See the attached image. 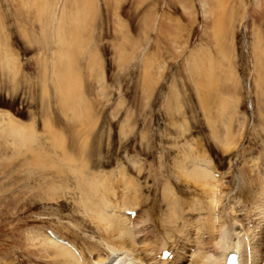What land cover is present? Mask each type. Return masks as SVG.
<instances>
[{
    "label": "rangeland",
    "instance_id": "1",
    "mask_svg": "<svg viewBox=\"0 0 264 264\" xmlns=\"http://www.w3.org/2000/svg\"><path fill=\"white\" fill-rule=\"evenodd\" d=\"M75 2L0 0V264L53 263L39 259L31 241L38 231L69 239L88 264H96L91 242L108 255L77 203L75 181L47 199L43 182L59 166L37 160L26 136L55 162L52 144L64 150L60 158L82 144L86 169L112 186V202L132 196L125 187L135 189L131 226L147 225L134 236L133 256L142 263L153 264L141 251L149 245L154 261L164 250L173 264L218 256L219 229L205 223L213 196L184 175L188 157L216 172V227L225 219L222 227L242 236L253 227L244 237L263 255L264 0H88L72 48L76 95L89 112L80 121L60 107L54 73L56 32L75 16ZM165 186L177 199V222L169 219ZM199 222L210 234L197 245Z\"/></svg>",
    "mask_w": 264,
    "mask_h": 264
},
{
    "label": "bare ground",
    "instance_id": "2",
    "mask_svg": "<svg viewBox=\"0 0 264 264\" xmlns=\"http://www.w3.org/2000/svg\"><path fill=\"white\" fill-rule=\"evenodd\" d=\"M86 3H88V0H81V1L76 0L75 2L76 12H75V16H72L73 19L71 17L67 18L66 20L62 18L67 24V26L69 27L64 26V25L61 26L58 23L59 29H58V32H56L58 50H57V57H56V67L54 68L55 70L54 73L56 72L55 89L59 96V103L62 104V106L60 107H62L65 110H69L71 112L72 118L78 121L86 118L87 112H88L87 111L88 106L86 105L85 107H83L84 105L81 106V99H79V94L76 95L77 93L76 83H75L76 71H75V61L73 58L74 49L72 50V48H74L75 43L79 40L80 33L84 32L83 30L85 26L82 27L81 24L84 21L83 18L87 16L88 8L90 9V5L88 7ZM76 56L77 55L74 54V57ZM206 72L207 71H205V73ZM208 73H210L209 70H208ZM211 73L210 74L206 73L208 77V78L206 77L207 79H213L212 75L214 73L212 74ZM208 87H209V90L212 89L211 84H208ZM75 96H77V99L74 98ZM220 100L221 99H219L218 101ZM223 109H225V107ZM223 115H224V112L222 113L220 117L222 119L223 118L226 119L225 118L226 116H223ZM226 127L228 128L229 126H226ZM35 140L36 139L29 137V136L25 137L26 144H28L27 142L29 143L32 142V144L34 143V148L32 149V152L37 158V160H42V161L45 160V162L49 163L54 168H56L55 166L56 164L59 166L58 167L59 169L57 168L58 170H55L51 173L50 181L43 182V184L49 183L50 185L45 192L46 193L45 196L47 197V199L49 201H56L57 199H59L58 193L61 191L60 188L61 189L65 188L66 190L67 189L66 187H69V185H67L69 184L68 182H70L71 180L75 181L76 191L79 194V196L77 197L79 201L77 203L82 207L87 218H89L91 223L94 225V228L91 227V230L93 231V233H95V235L99 239H101L100 240L101 243L99 242V245L104 244V246L108 247V255L102 256V253H100V250L97 248V246H94L91 244L92 242L90 243L91 245L90 244L86 245V249L88 253L90 255L95 254L94 255L96 256L95 263L96 264H144L141 262V259H140L141 257L133 256V252H136V247H135L136 243L134 241L136 237L134 236H135V233L140 234L144 232L147 225H144L141 229H139V227L134 228L133 227L134 224L131 222V218L125 214L127 211H134L133 209H131V207L138 205V200H137L138 195H136L135 189L125 187L124 190L131 193L132 196H127V194L126 195L123 194L124 197H122L121 202H118V201H116L118 203H115L114 201L112 202L111 195L114 196V191L112 189V186L107 182L106 179L102 181L100 179V174L93 173L90 170L86 169L87 159L84 156H88V155H86V152L83 151L84 149H83V146H81L82 144L80 146L78 144L77 148L73 147V149L71 150L73 151V153L75 150L79 154L80 156V157L78 156L80 158L79 159V158H76V156L74 157V154L69 153V151L68 153L64 154L62 158H60L59 155L57 154V151L64 152V150L63 151L62 149L59 150V147H61L60 144L57 145V144L50 143L52 144L53 146L52 148L54 149L53 156H55L56 159L58 158L57 162H55L53 158L51 157V155H47L44 153V149L40 141L38 143V139L37 141ZM43 154L45 155V157ZM185 163H189L190 168L189 169L185 168L187 166H185L184 168L181 167L183 168L182 171L185 170L184 175H187L189 179H192L193 181H195V183L198 184L199 186L205 187L206 189L205 191H207L209 196L210 195L213 196V197H210L209 206L207 209L208 217L205 218V223H207L208 226H210L211 230L219 229L218 230V233H219L218 240L215 243V246H216L215 248L218 252V256L212 257L211 255H204L202 253L197 252L198 254L195 253L197 256H195V259L192 260V264H226L227 259L230 254L237 255V264H261L263 263L264 254L262 255V253H260L261 251L259 252L257 250V246H255L257 244L253 245L252 243L253 241L250 237H244L245 235H247L246 233H250V229H248L250 227L246 229L245 227L243 228V231H245L243 236L240 235V232L235 233L234 230L223 228L222 225L227 224L228 222V221L226 222L225 219L224 220L222 219L223 223L220 224V227L218 228L216 227L215 225L216 218L214 216L215 207L217 205V208H218L219 204L217 203L213 207V210H212V205H214L215 201L217 200V197H216L217 188L216 186H215V189L212 187L214 186L212 185L213 180L215 181L213 176L216 173L210 170V166L212 164H206L204 165V167L203 166L201 167V165L198 164V161L190 157L187 158V161ZM41 167H45V165H42ZM62 169H63V172H62ZM216 182L218 183V181ZM58 183L60 184L57 185ZM172 193L173 192L167 186H165L164 199L168 200L166 197H169L168 201L170 202L172 201L171 206L169 207V210H168L169 219L176 220L178 219V216H179L178 214L180 212V209L178 210L177 203L175 201L177 199L172 197ZM74 195L76 196V194ZM234 207H235L234 205L230 206L231 209H233ZM202 209H203V205L198 210L200 211ZM232 211L234 212L235 210L233 209ZM147 213L150 214V211H148ZM261 216L264 217V212L263 213L261 212ZM131 223L133 224L132 226H131ZM194 227H195V231H198V233L200 234L199 237L196 236V240H195V244L199 245L202 243L200 241L201 235H204L207 233L210 234V233L206 230L207 228L204 229L205 227L203 226L202 223L201 225L197 224ZM257 230L259 229L257 228ZM205 231H207V233H203ZM251 232H254V231H251ZM198 233L196 235H198ZM52 235L53 236H49L47 234H42L41 231L40 232L38 231L36 233V239L34 237L31 238L32 242L38 241L37 244H38L39 250L37 251L39 253L38 254L39 259L52 260L51 262L53 263H50V264H88V262H86L87 259H85L83 256L84 253H82V251H80L76 245L70 242L69 239L67 240L66 238H63L54 232H52ZM151 247L154 248V246L149 245L148 248L141 249V251L143 250L142 251L143 254L146 253L145 255L147 257H150L151 261H153V264L155 262H158L157 264H173L168 259L167 260L163 259L162 256H159V258L156 259V261H154V259L152 258L153 257L152 253L154 252V250ZM262 250L264 253L263 247H262ZM80 252L82 253L81 255L79 254ZM124 253L126 254V257L121 256ZM46 262L48 263V261Z\"/></svg>",
    "mask_w": 264,
    "mask_h": 264
}]
</instances>
